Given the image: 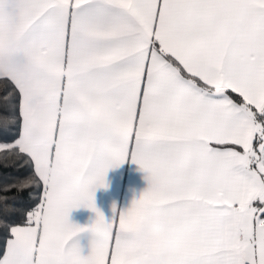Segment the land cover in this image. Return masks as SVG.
I'll list each match as a JSON object with an SVG mask.
<instances>
[{
  "label": "snow or ice",
  "instance_id": "obj_1",
  "mask_svg": "<svg viewBox=\"0 0 264 264\" xmlns=\"http://www.w3.org/2000/svg\"><path fill=\"white\" fill-rule=\"evenodd\" d=\"M0 78L43 185L0 264H264V0H0ZM126 160L148 186L106 219Z\"/></svg>",
  "mask_w": 264,
  "mask_h": 264
},
{
  "label": "trees",
  "instance_id": "obj_2",
  "mask_svg": "<svg viewBox=\"0 0 264 264\" xmlns=\"http://www.w3.org/2000/svg\"><path fill=\"white\" fill-rule=\"evenodd\" d=\"M16 100L13 83L0 78V145L14 143L18 138L19 123L10 119L13 108L18 107ZM17 153L18 150L7 155L0 152V258L10 228L25 224L27 213L38 207L43 193L42 182L35 176L30 158Z\"/></svg>",
  "mask_w": 264,
  "mask_h": 264
},
{
  "label": "crops",
  "instance_id": "obj_3",
  "mask_svg": "<svg viewBox=\"0 0 264 264\" xmlns=\"http://www.w3.org/2000/svg\"><path fill=\"white\" fill-rule=\"evenodd\" d=\"M145 176L146 173L139 170L138 165L132 163L130 160H126L118 167L109 169L106 173L107 187L97 188L94 193L96 208L104 214L106 219H109L113 215L114 205L117 209L129 207L132 200L134 198H139L142 191L147 188L148 183ZM94 218L95 213L83 207L72 209L68 216L70 223L82 226L90 223ZM12 238L10 228V236L6 240L3 255L6 251L7 241ZM88 239V234H78L77 237L73 238L72 242H78L80 244L82 254L86 255L90 250Z\"/></svg>",
  "mask_w": 264,
  "mask_h": 264
}]
</instances>
